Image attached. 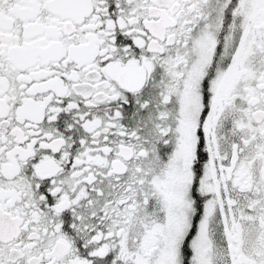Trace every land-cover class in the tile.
<instances>
[{
  "label": "snow or ice",
  "instance_id": "obj_1",
  "mask_svg": "<svg viewBox=\"0 0 264 264\" xmlns=\"http://www.w3.org/2000/svg\"><path fill=\"white\" fill-rule=\"evenodd\" d=\"M0 264H264V0H0Z\"/></svg>",
  "mask_w": 264,
  "mask_h": 264
}]
</instances>
